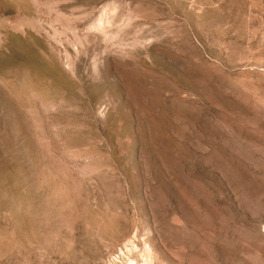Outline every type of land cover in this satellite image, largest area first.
<instances>
[{
	"label": "rangeland",
	"instance_id": "rangeland-1",
	"mask_svg": "<svg viewBox=\"0 0 264 264\" xmlns=\"http://www.w3.org/2000/svg\"><path fill=\"white\" fill-rule=\"evenodd\" d=\"M0 264H264V0H0Z\"/></svg>",
	"mask_w": 264,
	"mask_h": 264
}]
</instances>
